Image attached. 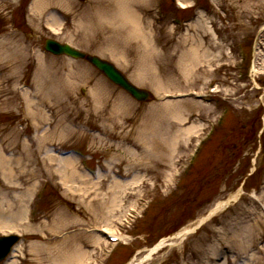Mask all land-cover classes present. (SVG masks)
I'll return each instance as SVG.
<instances>
[{
  "label": "rangeland",
  "instance_id": "374dc122",
  "mask_svg": "<svg viewBox=\"0 0 264 264\" xmlns=\"http://www.w3.org/2000/svg\"><path fill=\"white\" fill-rule=\"evenodd\" d=\"M92 3L0 0V152L24 181L1 191L0 236L21 239L0 264H264V0H136L146 46L95 26ZM48 38L111 62L150 99L46 53ZM191 43L203 47L189 68ZM190 90L209 101L176 104L200 102ZM107 230L122 244L111 257Z\"/></svg>",
  "mask_w": 264,
  "mask_h": 264
},
{
  "label": "bare ground",
  "instance_id": "6f19581e",
  "mask_svg": "<svg viewBox=\"0 0 264 264\" xmlns=\"http://www.w3.org/2000/svg\"><path fill=\"white\" fill-rule=\"evenodd\" d=\"M40 1L41 0H37V1L34 0V3L40 5ZM135 1L136 0H93V3L91 4V7H89L88 9L93 11L91 17H93L92 19L95 20V23H94L95 26L99 25L98 27L102 28L103 30H105L107 32H110L112 34H118V36L120 34H124L127 37L132 36L134 38L133 44L134 43L138 44L143 39V41H142L143 45H145V46L146 45H150L149 44V36H147L148 34L142 30L141 24L138 21L139 19L137 18L138 17L137 16V11L135 9V6H136L137 3H135ZM133 8L135 10H133ZM196 45L203 47L202 44L199 45V43H191L189 45L190 47H189L188 51L185 53V55L187 57L186 65H188L189 68L191 67L190 60H194V61L198 62V59H199V57L197 56L199 47H197ZM150 50H153V49H150ZM192 70L194 71V67H192ZM187 71H189V70H187ZM42 85L44 86V88L45 87L48 88L49 82L45 81ZM58 86H60V83H59ZM61 89L63 90L62 86H61ZM175 102H176V104H179V103H192V105L195 106V107H200V106L202 107V105L205 106L202 102L192 101V100L175 101ZM167 105L168 104H166V106ZM169 106L170 105H168V107ZM206 107H208V106H206ZM179 109L180 108H178V109L176 108L175 109V113L176 114H179L181 112V110H179ZM167 110L169 111L168 108H167ZM30 115H31V117L33 119H34V117L38 116L37 114H35L33 112L30 113ZM180 117H181V114H179L177 116V118H180ZM228 118H227V120H228ZM226 121H225V123H226ZM58 123H60V122H58ZM225 123L223 125H225ZM192 128L193 127L189 128L187 130V132L190 129L192 130ZM211 139L209 140V143H210ZM11 151L14 153L13 150H11ZM9 152L10 151H8V149L7 150L6 149H2V151L0 152V216L5 213L4 209H2V202H3V197L1 196L2 195V193H1L2 189L3 188H7L9 191H16L19 188L18 185H20L21 182H24V181H22L21 176H19L17 174L15 168H12V167L9 166L11 161H9L7 159V157H6V154L9 153ZM202 154H203V152L199 155V157H197V160L200 159ZM51 157H53V156L50 155L49 159ZM69 160H70V158H69ZM67 161L68 160L65 161V163H66L65 165L66 166H70L68 164L69 162L67 163ZM65 165H64V167H65ZM68 168H72V167H68ZM70 172H71V175H70L71 177L76 176L75 173H77V172H74L73 170H71ZM3 181L10 182L11 183L10 186L6 187L7 185L5 183L3 184ZM25 203H26V201H25ZM222 203H220L221 205L217 204V206L211 212L222 208V206H223ZM188 231H189V229H187L185 227L179 233L181 235H185L186 232H188ZM121 245L122 244H120L117 247L116 251L118 250V248ZM76 249H77V247L74 250H76ZM151 251H153V250H151Z\"/></svg>",
  "mask_w": 264,
  "mask_h": 264
},
{
  "label": "water",
  "instance_id": "95a60500",
  "mask_svg": "<svg viewBox=\"0 0 264 264\" xmlns=\"http://www.w3.org/2000/svg\"><path fill=\"white\" fill-rule=\"evenodd\" d=\"M45 49L55 55L64 54L75 59H85L98 70L103 72L114 84L121 87L137 100L144 101L149 96L147 91L139 89L130 83L126 77L114 67V65L96 56L86 55L67 44H60L50 39L45 41ZM17 240V236L0 237V261L9 253L12 245L15 244Z\"/></svg>",
  "mask_w": 264,
  "mask_h": 264
}]
</instances>
